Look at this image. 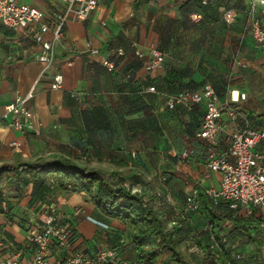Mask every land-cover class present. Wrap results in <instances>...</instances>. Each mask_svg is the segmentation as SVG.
<instances>
[{
    "label": "crops",
    "instance_id": "0c3cea01",
    "mask_svg": "<svg viewBox=\"0 0 264 264\" xmlns=\"http://www.w3.org/2000/svg\"><path fill=\"white\" fill-rule=\"evenodd\" d=\"M17 1L47 14L63 8L59 0ZM201 1L103 0L87 20H67L54 65L45 74L37 58V28H7L0 22V260L25 248L31 256L27 229L37 226L41 211L51 207L58 223L76 229L77 250L94 254L102 247L117 248L123 258L141 264L127 222L105 216L86 192L74 191L65 178L46 170L34 178L27 170L15 169L50 160L121 172L119 185L137 190L170 229L174 226L182 249L205 252L210 235L204 231L203 207L183 213L193 187H219L220 174L206 167L207 143L195 136L205 107L170 109L167 99L180 89L198 90L207 83L223 101L229 90L237 89L246 99L237 104V121L224 113L227 129L249 123L264 131V52L251 29L264 3L252 14V0H209L207 5ZM231 7L238 15L227 23L224 13ZM201 10L203 20L191 22L189 15ZM89 43L100 52L92 53ZM153 47L163 52V64L148 70L145 63ZM105 59L116 62L115 70L104 65ZM56 73L64 77L60 89L51 88ZM150 86L156 92L149 91ZM29 93L42 122L41 134L16 131L3 117L9 102ZM13 140L20 142L19 148L11 147ZM186 149L192 153L183 159L180 154ZM16 174L19 179H14ZM218 211L227 212L223 205ZM230 224L235 227L225 222L217 234L228 232ZM61 255L54 246L52 258Z\"/></svg>",
    "mask_w": 264,
    "mask_h": 264
},
{
    "label": "built area",
    "instance_id": "2783aa9c",
    "mask_svg": "<svg viewBox=\"0 0 264 264\" xmlns=\"http://www.w3.org/2000/svg\"><path fill=\"white\" fill-rule=\"evenodd\" d=\"M102 1L59 0L63 6L62 10H54L47 14L40 7L30 3L0 0V22L7 28H25L30 25L37 28L36 41L41 47L37 58L42 63V72L45 74L54 65L56 47L65 34L64 27L67 20L70 17L75 20H87ZM203 3H208V0H203ZM259 3H264V0H252V14ZM237 15V10L231 8L225 11L224 19L227 23H233ZM202 18L200 12L190 15L192 22H199ZM251 29L256 45L264 52V11L252 18ZM47 34H51V37L47 38ZM89 48L94 54L100 52V49L93 48L91 43ZM118 54L123 55L124 50L120 49ZM150 54V62L145 63L147 69L161 67L163 52L153 47L150 49ZM136 55L140 58L144 57V53L140 50L136 51ZM103 63L110 71L115 70V61L105 59ZM63 81L64 77L61 73L54 74L51 88H62ZM148 90L156 92V87L150 86ZM32 96V93L17 96L6 105L3 117L16 131L41 134L42 122L30 104ZM245 99V93L231 89L228 92V99L223 101L214 86L207 83L198 90H186L169 95L167 105L170 109L181 106L190 111L196 106L205 107L202 125L195 136L204 139L207 143V169L220 174L219 187L208 186L205 192L216 204L225 202L245 218H256L257 226L264 230V131L249 123L231 131L223 121L224 113L237 121L240 117L237 104ZM10 145L19 148L20 142L13 140ZM191 153L190 149H186L180 155L183 159H187ZM200 204V189L195 186L187 195L183 213L188 215L199 211ZM100 225L108 227L103 223ZM205 229L211 231L213 224L206 221ZM73 237L72 226L58 223L57 216L53 212L43 213L38 225L32 231V244L28 246L31 256H26V248L16 250L12 256L1 259L0 264H121L122 261L114 248L102 247L94 254L85 250H75ZM54 246L62 252L58 258H52ZM217 247L216 244L211 246L212 249ZM226 264L232 263L228 261Z\"/></svg>",
    "mask_w": 264,
    "mask_h": 264
},
{
    "label": "trees",
    "instance_id": "16d2710c",
    "mask_svg": "<svg viewBox=\"0 0 264 264\" xmlns=\"http://www.w3.org/2000/svg\"><path fill=\"white\" fill-rule=\"evenodd\" d=\"M201 2L203 5L208 4H204L203 0ZM195 12L202 13L204 18L202 10ZM203 18L199 22L193 23H200ZM186 90L197 89L183 88L176 93ZM15 169L27 170L33 173L34 178H38L43 170L55 174L59 178H65L69 185L73 186L74 191L86 192L96 208L105 216L127 222L133 229L137 260L141 264H226L228 261H231L232 264H264V230L257 226L256 218H245L240 212L231 209L229 204L225 202L216 204L206 194L205 189L200 187L201 204L199 211L203 207V212L205 211L206 214L203 227L204 231L210 235V243L203 254L189 253L182 249L177 237H175L176 233L172 230L174 226L170 229L171 226L167 220L145 201L138 191L129 190L119 185L122 179V173L119 171L108 172L102 169H87L69 160L27 162L15 167ZM16 178L19 179L18 174L15 175L14 179ZM222 205L227 211L224 214L218 211V207ZM206 221L213 224L211 231L205 229ZM225 222H232L235 227L223 235H218V230ZM73 233L74 247V240L77 236L74 227ZM245 238V241L240 242ZM245 242L257 243V250L251 252V249H246L247 244L245 245ZM213 244L218 247L212 249ZM74 249L77 250L75 247ZM114 249L119 251L117 248ZM118 256L122 261L121 264H138L137 261L126 260L119 252Z\"/></svg>",
    "mask_w": 264,
    "mask_h": 264
},
{
    "label": "rangeland",
    "instance_id": "374dc122",
    "mask_svg": "<svg viewBox=\"0 0 264 264\" xmlns=\"http://www.w3.org/2000/svg\"><path fill=\"white\" fill-rule=\"evenodd\" d=\"M54 209L56 210V207H54ZM53 209V210H54ZM55 210H54V212H55ZM47 212H52V209H51V207H45V209L44 210H42L41 211V213H40V215H39V218L41 217V215L43 214V213H47ZM56 214V213H55ZM234 228V225H232V224H230V225H228L227 227H226V229L227 230H232ZM28 231H30V233H31V236H32V231L34 230V228H32V226L31 227H29L28 229H27ZM246 240V238L245 239H242L240 242H243V241H245ZM247 244V246H246V249H251V252H252V250H257V243H253V244H249V242L247 243V242H245V245ZM184 250H185V248H184ZM240 251H242V250H240ZM242 252H244V251H242ZM264 252V251H263Z\"/></svg>",
    "mask_w": 264,
    "mask_h": 264
}]
</instances>
